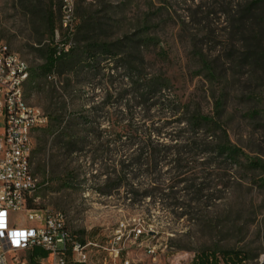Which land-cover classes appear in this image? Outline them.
Wrapping results in <instances>:
<instances>
[{
    "label": "rangeland",
    "instance_id": "374dc122",
    "mask_svg": "<svg viewBox=\"0 0 264 264\" xmlns=\"http://www.w3.org/2000/svg\"><path fill=\"white\" fill-rule=\"evenodd\" d=\"M62 4L0 0V42L28 65L26 101L48 120L32 135L38 206L97 245L86 264H112L103 248L114 238L116 264H190L223 252L257 264L264 9L245 21L242 0H73L64 28ZM64 41L68 56L43 72L48 49ZM149 79L174 101V116L144 98ZM200 117L217 123L200 127ZM148 127L159 128L149 139ZM223 131L238 161L217 147ZM44 254L31 250L32 263Z\"/></svg>",
    "mask_w": 264,
    "mask_h": 264
},
{
    "label": "built area",
    "instance_id": "2783aa9c",
    "mask_svg": "<svg viewBox=\"0 0 264 264\" xmlns=\"http://www.w3.org/2000/svg\"><path fill=\"white\" fill-rule=\"evenodd\" d=\"M72 6L73 0H63L64 28H71ZM28 77L26 62L0 42V264H33L30 251L34 248L46 254L36 264H86L88 249L97 245L75 239L64 214L37 204L39 180L31 169L32 135L48 120L26 101ZM14 212L24 216L19 225L12 217ZM140 233L137 229L136 236ZM118 239L103 248L112 264L122 250ZM257 264H264V255Z\"/></svg>",
    "mask_w": 264,
    "mask_h": 264
},
{
    "label": "trees",
    "instance_id": "16d2710c",
    "mask_svg": "<svg viewBox=\"0 0 264 264\" xmlns=\"http://www.w3.org/2000/svg\"><path fill=\"white\" fill-rule=\"evenodd\" d=\"M243 2V11L245 15L244 20H248L247 18H249L250 16L253 17L254 14L259 10V9H264V0H242ZM250 17V18H251ZM49 33L51 35V39L52 41L54 40V24L52 23V21L49 23V27H48ZM66 45V42H62V43H58V42H54V44L51 46V48L48 49V53L45 57V63L42 66L41 70L43 72H50L55 65L57 64L58 61L64 59L66 56H68L71 48L70 45L67 47V50H64V46ZM260 53H264V48H260ZM105 53V52H102ZM148 93L147 97L146 94L144 96V98H149L152 103L151 106L157 105L159 107V109L161 111H166L167 113H169L172 116H174L175 113V108H173L174 101L170 100L169 98H165L161 95L156 96V92L160 93L162 90L159 87V84L157 83L156 80L153 79H149L148 80ZM150 96V97H148ZM175 107V106H174ZM180 120L175 121V123H178ZM199 122L201 123V126H214L215 123L214 120L212 118H201L199 119ZM38 130V129H37ZM159 130V128H147L145 131V134L147 136V138L149 139L152 135L153 132H157ZM134 131L136 132H140V130L134 128ZM207 137H211V134L208 132L206 133ZM217 147L224 153H228L229 158H232L236 161L239 160V157L241 155V150L238 149L237 147H235L234 145H232L228 139L227 136L225 134V132L223 131V136L222 139L218 141ZM157 161H155L154 164H156ZM123 164V163H122ZM141 163L139 161L134 160L133 162L129 161L127 162V164H125V166L127 167H131L132 169L135 168L137 165H140ZM134 166V167H133ZM72 236L77 239L78 241L82 242V239L77 238L74 234H72ZM230 252H223L222 254H217V253H210V254H201L200 256H198L195 260H193L190 264H219V259H221L222 261H228V264H242V258L238 257L237 253H233L232 257L229 256ZM46 254H44L45 256ZM68 264H78V263H68Z\"/></svg>",
    "mask_w": 264,
    "mask_h": 264
}]
</instances>
